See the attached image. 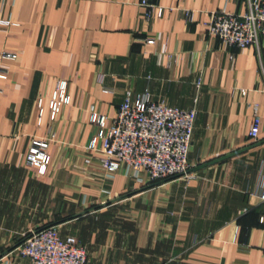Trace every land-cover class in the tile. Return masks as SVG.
I'll return each mask as SVG.
<instances>
[{
    "label": "crops",
    "instance_id": "1",
    "mask_svg": "<svg viewBox=\"0 0 264 264\" xmlns=\"http://www.w3.org/2000/svg\"><path fill=\"white\" fill-rule=\"evenodd\" d=\"M141 1L0 0V54L15 55L0 62V259L56 226L88 264H264V36L240 50L207 29L214 13H246L248 0H147L164 8L148 23ZM61 83L70 102L51 120ZM147 90L197 111L192 169L251 148L191 179L106 173L88 149L102 132L92 115L109 125L126 91ZM33 141L49 144L44 175L27 161Z\"/></svg>",
    "mask_w": 264,
    "mask_h": 264
},
{
    "label": "built area",
    "instance_id": "2",
    "mask_svg": "<svg viewBox=\"0 0 264 264\" xmlns=\"http://www.w3.org/2000/svg\"><path fill=\"white\" fill-rule=\"evenodd\" d=\"M146 8L145 20L150 22L155 13L161 17L164 8L142 0ZM188 20L192 19L190 12ZM210 36L221 43L245 50L258 45L264 36V0H248V10L243 15L221 11L214 13L207 24ZM148 39L147 45H153ZM12 53H1L2 60H14ZM6 75L0 71V79ZM202 85L199 81L198 87ZM245 95L246 91H242ZM66 84L58 85L50 103L51 120L60 113L64 104H69ZM249 131V138L258 141L261 117L257 114ZM197 111L170 107L164 102L155 103L150 92L134 96L126 91L124 101L116 116L107 125L105 117L92 115V122L102 132L95 136L88 147L101 155V166L108 174L124 171L142 184H154L175 178H192L189 155L193 142ZM47 142L33 141L28 149L27 161L44 175L51 164ZM261 200L264 201V187ZM23 258L28 264H88V253L74 236L62 239L58 227H44L31 231L11 252L0 259L9 264L13 259Z\"/></svg>",
    "mask_w": 264,
    "mask_h": 264
},
{
    "label": "water",
    "instance_id": "3",
    "mask_svg": "<svg viewBox=\"0 0 264 264\" xmlns=\"http://www.w3.org/2000/svg\"><path fill=\"white\" fill-rule=\"evenodd\" d=\"M260 145H261V143H260ZM249 148H251V147H248V148H246V149H243V150H240V151L234 152V153H232V154L226 155V156H224V157H221V158H219V159H216V160H214V161H212V162H209V163H207V164L201 165V166H199V167H196V168L190 169L189 173H193V172H196V171L202 170V169H204V168H206V167H208V166H212V165H215V164H217V163L223 162V161H225V160H227V159H229V158H232V157H234V156H237V155H239V154H242L243 152L247 151ZM16 247H17V246H16Z\"/></svg>",
    "mask_w": 264,
    "mask_h": 264
},
{
    "label": "rangeland",
    "instance_id": "4",
    "mask_svg": "<svg viewBox=\"0 0 264 264\" xmlns=\"http://www.w3.org/2000/svg\"><path fill=\"white\" fill-rule=\"evenodd\" d=\"M58 230H59V228H58ZM28 234H29V233H27V234L25 235V237H26ZM25 237H24V238H25Z\"/></svg>",
    "mask_w": 264,
    "mask_h": 264
},
{
    "label": "trees",
    "instance_id": "5",
    "mask_svg": "<svg viewBox=\"0 0 264 264\" xmlns=\"http://www.w3.org/2000/svg\"><path fill=\"white\" fill-rule=\"evenodd\" d=\"M23 240H24V238L22 239V241H23ZM22 241H21V242H22Z\"/></svg>",
    "mask_w": 264,
    "mask_h": 264
}]
</instances>
